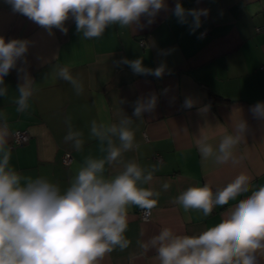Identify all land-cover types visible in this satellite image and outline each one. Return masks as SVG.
I'll return each mask as SVG.
<instances>
[{
    "label": "crops",
    "instance_id": "1",
    "mask_svg": "<svg viewBox=\"0 0 264 264\" xmlns=\"http://www.w3.org/2000/svg\"><path fill=\"white\" fill-rule=\"evenodd\" d=\"M177 2L165 0L167 9L151 24L142 17L133 29L111 25L100 38L83 40L74 18L65 21L67 34L57 28L50 34L0 0V36L6 42L29 41L25 56L4 77L8 91L0 97V112L6 114L10 132L11 166L25 178L42 176L63 190L86 157L106 155L100 141L90 136L91 122L118 123L126 115L133 120L139 148L123 153L122 163L106 165L105 176L116 175L129 161L159 169L143 185L161 193L157 207L147 221L140 219V208L131 207L125 233L129 247L107 254L100 264H159L156 250L145 252L140 243L162 228L178 235L199 234L219 223L238 202L217 206L206 218L199 211L185 213L173 200L189 187L207 183L216 192L242 172L251 177L250 190L264 185V119L250 111L264 103V0H179L185 9L207 10L198 28L192 27V17L188 23L178 22L173 14ZM124 58H142L153 70L163 65V75L135 74L127 64L118 63ZM61 67L82 83V94L57 75ZM21 68L35 88L24 114L16 111L15 103L24 82ZM210 94L223 100L211 103ZM153 95L154 110L144 112L142 119L135 117L136 102ZM188 99L191 108L184 107ZM205 107L207 111H201ZM240 119L248 125L245 139L234 149L240 162L217 165L203 159L197 140L207 135L216 147ZM68 122L83 133L80 151L64 140ZM16 130H25L29 138L11 147ZM65 153L71 155L68 165L62 163ZM165 182L170 185L166 191ZM247 195L250 192L238 199ZM258 264H264V255L258 256Z\"/></svg>",
    "mask_w": 264,
    "mask_h": 264
},
{
    "label": "clouds",
    "instance_id": "2",
    "mask_svg": "<svg viewBox=\"0 0 264 264\" xmlns=\"http://www.w3.org/2000/svg\"><path fill=\"white\" fill-rule=\"evenodd\" d=\"M13 10L20 13L49 33L57 28L64 34L68 29L65 21L74 18L76 31L83 40L100 38L111 25L120 29H133L140 25L142 17L147 23L154 22L156 15L167 9L165 0H5ZM173 14L178 22L192 27L200 26V17L206 9H185L175 4ZM142 26V25H141ZM29 41L11 39L6 42L0 36V97L7 95L4 77L17 67L28 51ZM135 74H151L161 77L164 66L149 69L142 58L122 59ZM23 83L18 87L16 111L24 114L34 95L33 80L23 68ZM57 75L71 83L77 95L83 93V85L73 78L66 67L59 68ZM155 95L147 100H138L133 115L142 119L144 112L156 106ZM190 99L184 107L191 108ZM201 111H207V107ZM250 111L264 119V103L258 102ZM133 120L123 115L118 123L97 124L91 122L90 136L101 143L103 158L88 156L77 169L65 189L45 177L25 178L10 164L11 150L8 147L9 128L7 116L0 112V264H100L107 254L121 251L130 245L126 238L128 211L136 206L147 215L157 207L161 193L143 185L153 180L159 169L142 168L134 161L123 164L116 175L105 176L106 165L122 163V155L138 149ZM248 125L240 119L234 124L233 133L226 134L214 147L207 135L197 140L201 157L212 159L217 165L240 161L234 149L245 139ZM83 133L74 131L68 122L64 137L76 150L83 147ZM115 138V139H114ZM119 141L117 144L116 141ZM251 177L240 173L222 189L213 192L209 184L192 186L174 198L185 213L199 211L208 217L217 206L238 202L216 225L207 227L199 234L178 235L170 228H162L158 235L140 247L147 252L156 250L159 264H258V256L264 255V185L250 190ZM166 191L170 185H162ZM244 198L245 193H249ZM191 216L187 217L191 220Z\"/></svg>",
    "mask_w": 264,
    "mask_h": 264
},
{
    "label": "built area",
    "instance_id": "3",
    "mask_svg": "<svg viewBox=\"0 0 264 264\" xmlns=\"http://www.w3.org/2000/svg\"><path fill=\"white\" fill-rule=\"evenodd\" d=\"M139 43L141 45H143L144 40L140 39ZM28 138H29V135H28V133L25 130H16L12 134V140H11L10 146L13 147V146H17V145H22V144L27 142ZM70 161H71V155L69 153L63 154L62 163L65 164V165H68L70 163ZM139 217H140L141 220L147 221L149 219L150 215H147L144 212V210L141 209L139 211Z\"/></svg>",
    "mask_w": 264,
    "mask_h": 264
},
{
    "label": "trees",
    "instance_id": "4",
    "mask_svg": "<svg viewBox=\"0 0 264 264\" xmlns=\"http://www.w3.org/2000/svg\"><path fill=\"white\" fill-rule=\"evenodd\" d=\"M223 100L222 97L215 95V94H210V102L214 103L215 101Z\"/></svg>",
    "mask_w": 264,
    "mask_h": 264
}]
</instances>
